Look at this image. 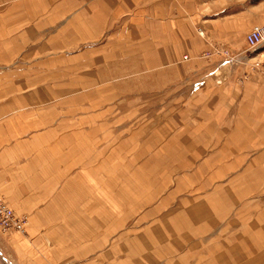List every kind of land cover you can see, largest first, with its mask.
I'll return each instance as SVG.
<instances>
[{
	"label": "crops",
	"instance_id": "obj_1",
	"mask_svg": "<svg viewBox=\"0 0 264 264\" xmlns=\"http://www.w3.org/2000/svg\"><path fill=\"white\" fill-rule=\"evenodd\" d=\"M200 3L0 0V193L28 219L0 264H135L171 196L264 192V76L200 56ZM209 22L208 43L236 41ZM24 53L27 83L7 66Z\"/></svg>",
	"mask_w": 264,
	"mask_h": 264
},
{
	"label": "rangeland",
	"instance_id": "obj_2",
	"mask_svg": "<svg viewBox=\"0 0 264 264\" xmlns=\"http://www.w3.org/2000/svg\"><path fill=\"white\" fill-rule=\"evenodd\" d=\"M200 5L202 21L201 26L197 25L196 29L205 41L200 56L209 58L212 53L225 56L223 64L238 67L244 79L264 76V72L255 67L256 61L264 65L262 56L264 43L256 48H250L246 43V35L251 28L264 24V0H201ZM226 16L227 19H231L232 25H220L218 28L222 29V33L225 29L232 32L236 41L228 43L226 40L218 39L208 43L209 18L224 20ZM15 44L16 42L8 43L12 48ZM233 53L245 54L244 59L240 60L241 57ZM25 55L26 53L20 54L13 59L10 57L7 66L12 68L19 65L26 68L20 76L27 83L26 78L32 77L31 71L27 70L32 59ZM247 66L249 70H242ZM91 72L92 69H89L90 82L96 77ZM9 76L11 78L14 75ZM127 76L121 74L113 79L111 74L106 75V84H111L114 80L123 81ZM15 92L16 89L9 90L10 95ZM64 93L66 91H58L57 96H64ZM80 96V93L73 95ZM105 97H112V89H106ZM239 188H243L244 191L251 189ZM236 194H233L235 199L240 197ZM223 197L212 191L203 190L186 191L176 198L171 196L167 207L163 202L162 210L165 215L162 220L155 219L151 223L150 219H147L148 226L153 230L158 227L163 232L167 231V234H162L163 244L158 242L157 245L154 244L152 250L147 251L138 244L137 257L132 261L135 264H264V192L255 191L248 196L250 199L246 201L240 199V202L226 203L222 200ZM147 221L138 223L136 233L138 237L144 231L143 227ZM133 224V219L127 220L128 227Z\"/></svg>",
	"mask_w": 264,
	"mask_h": 264
},
{
	"label": "built area",
	"instance_id": "obj_3",
	"mask_svg": "<svg viewBox=\"0 0 264 264\" xmlns=\"http://www.w3.org/2000/svg\"><path fill=\"white\" fill-rule=\"evenodd\" d=\"M246 43L250 48H256L264 43V24H258L251 28L246 35ZM206 56V54H204ZM213 55V53H212ZM187 58V56L185 57ZM260 61L255 62V67L264 72V65ZM28 220L25 216L18 215L0 193V234L9 236L17 232H26L25 226Z\"/></svg>",
	"mask_w": 264,
	"mask_h": 264
}]
</instances>
